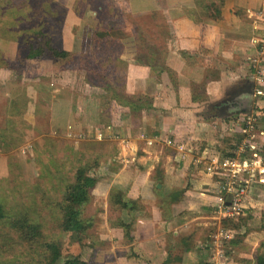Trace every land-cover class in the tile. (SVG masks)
<instances>
[{
	"label": "crops",
	"instance_id": "1",
	"mask_svg": "<svg viewBox=\"0 0 264 264\" xmlns=\"http://www.w3.org/2000/svg\"><path fill=\"white\" fill-rule=\"evenodd\" d=\"M32 1L0 0V6L10 4L19 12L24 9L27 17H13L21 24L35 14L39 19L48 18L45 12L58 9L65 14L64 21L59 29L52 27L50 34L58 35L57 47L69 52L83 51L81 43L76 44L80 28L84 35L91 30V36L105 31L120 43L112 56L124 63L122 90L118 91L131 100L140 98L151 103V108L134 112L127 104L114 102L109 122H104L101 110H97L99 99L95 100L97 109H92L85 123L87 130L79 133L81 137L75 135L79 124L73 119V100L66 91L54 94L49 112L51 127L70 137L74 148L84 146L83 153L95 157L100 172L92 189L95 201H107L112 189L134 201L133 210L117 211L118 221L113 227L123 228L119 220L130 223L132 244L136 249V243L140 246V251L135 249L136 260L152 264L165 255L163 248L170 240L175 248L184 244L178 240L181 232L190 230L200 218L210 222L206 226L212 224L210 220L219 224L220 220L215 219L214 178L204 172L202 164L195 165L191 158L181 160L166 140L181 141L197 155L214 154L217 150L209 144L215 131L199 116L202 106L218 99L227 85L246 78L254 81L251 111L217 120L232 124L227 127L230 132L242 134L238 123L252 115L256 123L253 142L264 150V56L258 54L255 42L262 32L259 11L264 0H36L38 12L35 9L30 14ZM22 32L21 26L0 29L5 35H1L5 41L0 45L1 112L13 103L21 112L25 108L23 86L14 87V80L8 79L12 68H19L25 60L36 61L37 66L43 61L25 57L24 39L17 37ZM140 32L143 37L138 35ZM138 55L145 59L139 61ZM85 104H79V111ZM197 144L204 147L199 150ZM225 144L228 149L234 143ZM99 207L95 205V211ZM103 210L97 215H105L107 203ZM238 216L247 218L252 227L245 231L249 224L240 222L244 229L240 231L242 242L264 241V182L252 185ZM149 249L156 251L151 253ZM171 258L179 260L178 256Z\"/></svg>",
	"mask_w": 264,
	"mask_h": 264
},
{
	"label": "rangeland",
	"instance_id": "2",
	"mask_svg": "<svg viewBox=\"0 0 264 264\" xmlns=\"http://www.w3.org/2000/svg\"><path fill=\"white\" fill-rule=\"evenodd\" d=\"M9 1L6 0V2ZM33 1L30 4L32 5L30 14L37 9L36 0ZM23 11L24 9L19 12L16 8H11L10 4H1L0 29L11 30L21 26L25 32L17 37L28 40V43L36 40L38 28L50 36L52 27L59 29L65 16L55 8L44 13L48 18L39 19L35 14V17L21 24L19 19L13 17L15 15L16 18L21 15L27 17ZM52 12L55 13L50 17ZM86 23L91 25L89 21ZM88 27L90 26H86V28ZM82 31L80 28L76 44L81 43L82 50L85 52L70 51L73 54L72 57L63 62L50 58H39L43 61H39L38 66L36 61L28 63L26 60V62L21 61L20 67L17 69L14 67L12 68L14 71L10 72L11 75L8 79L14 80V87L23 86L24 88L22 103L25 108L21 112L22 109L16 103L7 106L3 112H1L3 108H0V201L6 215L26 210L34 221L41 223L47 239L58 242L61 253L60 260L77 255L87 264H146L134 257L138 256L136 250L140 251V246L139 243H136V249L132 244L134 240L130 239L129 231L113 227L118 221L116 218L119 215L117 212L119 209L113 205L109 195L107 201L103 203L96 202L92 197L91 201L83 207V217L91 219V227L87 232L62 231L55 224L60 217L57 205L61 202L65 186L73 182L76 169L82 165H91L93 168L91 173L95 172L96 175H99L100 172L96 169L95 157L91 153L89 155L83 153L84 146H80L78 149L74 148L70 137L61 135L58 129L50 126L51 100L54 98V94L66 91V94L73 100V119L79 124L75 126V129H79L75 131V135L81 137L79 133L81 130H87L85 123L92 115V109H97L95 100L99 99L97 110H101L102 121L109 122L110 108L114 103L109 99L110 94H106L103 87H115V82H112L113 77L122 78L121 75L124 71L123 61L113 58L107 60L114 61V66H99L91 72L90 68L96 63L94 59L101 57L106 59L109 54L116 55L118 45L113 44L108 47L103 45V42H94V37L89 33L91 30L87 29L86 35ZM4 34L0 33V45L5 41H2L4 39L2 36L5 37ZM138 35L143 37V33ZM14 37L16 36L14 35ZM151 37L158 38L157 36ZM52 40L54 45H58V35L52 36ZM22 48L27 53L28 44L25 41ZM81 103H86L83 109L85 112L79 111ZM204 113H206L205 110ZM204 113L201 117L202 121L211 123L214 129L212 131H215L211 134L214 140L209 144V146L212 145L211 149L217 150L214 154L217 152L225 154L231 151V148L225 147V143L233 142L234 144L231 145L233 147L240 140L239 133L230 132L227 129L228 126H233L232 124L218 121L212 115L204 117ZM230 137L231 140H229ZM203 147V145H196L199 150ZM208 151L210 150H205V152ZM114 191L118 190L114 189ZM106 203L107 212L105 215L102 213L97 215V212H104ZM95 205L96 207L103 206V208L99 207V210L95 211ZM215 215L216 221L222 219L216 213ZM236 219L234 220L236 221ZM244 220L247 225L249 224L247 228L245 227V231L250 230L252 228L250 222L247 218ZM244 220L240 219L242 222H245ZM210 221L212 224L206 226L209 221L205 218L196 220L194 222L196 224L190 230H186L187 232H181L182 236L178 238L180 242L185 241L186 244H179L175 248L174 243L170 240L169 245H164L165 255L152 261V264H163L162 259L173 261L172 256H178L179 260L167 261L166 264H199L202 261H205V264H255L256 257L264 251V241L258 242V239H250V242H242L243 236L240 235V231L244 230L242 227L230 228L229 225L224 226L220 222L214 225L215 220ZM3 226L5 224L0 221V230ZM230 239L237 240V244L230 243ZM185 247L187 250H184ZM18 250L19 253L16 257L12 255V251L3 254L0 251V264H36L39 250L34 251L31 257L28 255L34 250V247L31 251H27L23 246H20ZM149 250L151 253L156 251ZM148 253L144 252L145 255Z\"/></svg>",
	"mask_w": 264,
	"mask_h": 264
},
{
	"label": "trees",
	"instance_id": "3",
	"mask_svg": "<svg viewBox=\"0 0 264 264\" xmlns=\"http://www.w3.org/2000/svg\"><path fill=\"white\" fill-rule=\"evenodd\" d=\"M25 32V31H24ZM23 34V32H22ZM94 42H103L105 46H112L117 44L120 47V43L109 38L108 33L105 31L96 32L94 35ZM23 39V38H21ZM24 41L28 44V50L26 53L27 58H50L54 61H66L72 57V53L67 50L61 49L54 45L52 36H48L43 32L41 28L36 30V40L34 42L28 40ZM95 44V43H94ZM117 47V48H118ZM114 55H107L106 59L96 58L94 59L95 66L90 68L91 72L96 70L99 66H114V61H108L107 59H112ZM145 58L142 55H138V60H144ZM147 59V58H146ZM113 83L115 87H103L106 94H110L109 99L114 102L125 103L129 106L131 111H139L142 108L149 109L151 108V103L146 102L137 98L136 100H131L125 96L120 91H117L118 88L122 90V79H116L113 77ZM104 93V95H105ZM112 108H110L111 110ZM243 134V133H242ZM242 134L239 135L238 143L230 147L232 150L222 154V157H234L235 150L242 141ZM248 155V151L245 152L244 156ZM93 168L91 165L80 166L76 169L74 173L73 182L67 184L63 191L61 202L57 205L60 212V217L56 221V226L62 231L75 232V233H85L91 227V219L83 217V207L89 203L92 199V189L94 188L97 182V176L95 172H92ZM109 196L114 206L119 210L130 211L133 210L134 201L129 198L124 197V195L119 191H110ZM1 200V199H0ZM226 217L220 220V223L224 226L229 225L230 228H237L240 226L239 217ZM236 219V221L234 220ZM0 221L5 224L0 230V251L1 253H10L12 251L13 256L18 255L19 247L23 246L25 250L29 252L30 256L32 253L39 250L38 258L36 264H87L85 260L80 258V256H70L60 260L61 253L59 244L57 241L48 240L45 234L43 233V228L41 223L34 221V219L29 215L26 210H21L20 213H12L9 216L6 215L3 204L0 201ZM119 225L122 226L126 231H129L130 223L119 220ZM230 243L237 244V240L230 239ZM186 244V242H185ZM6 248L4 249V247ZM168 260H164L163 264H166ZM204 262V263H202ZM199 264H205V261H202ZM208 264V263H206ZM212 264V263H209ZM255 264H264V251L260 253L256 259Z\"/></svg>",
	"mask_w": 264,
	"mask_h": 264
},
{
	"label": "built area",
	"instance_id": "4",
	"mask_svg": "<svg viewBox=\"0 0 264 264\" xmlns=\"http://www.w3.org/2000/svg\"><path fill=\"white\" fill-rule=\"evenodd\" d=\"M259 15L263 23L262 32L255 42L259 46L258 54L264 56V6ZM238 124H241L240 131L244 139L238 145L234 157H222L217 153L197 155L181 141L166 140L167 145L175 148L181 160L191 158L195 165L202 164L204 172L214 178V208L221 218L241 214L252 185L264 182V150L253 142L255 118L247 115ZM246 151L248 155L244 156Z\"/></svg>",
	"mask_w": 264,
	"mask_h": 264
},
{
	"label": "water",
	"instance_id": "5",
	"mask_svg": "<svg viewBox=\"0 0 264 264\" xmlns=\"http://www.w3.org/2000/svg\"><path fill=\"white\" fill-rule=\"evenodd\" d=\"M254 95V81L246 78L227 85L221 96L213 101L203 104L200 117L212 115L215 118H224L238 113L251 111V101Z\"/></svg>",
	"mask_w": 264,
	"mask_h": 264
}]
</instances>
